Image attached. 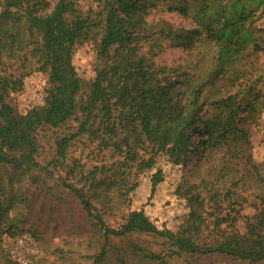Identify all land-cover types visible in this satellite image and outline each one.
Returning <instances> with one entry per match:
<instances>
[{
	"label": "trees",
	"instance_id": "obj_1",
	"mask_svg": "<svg viewBox=\"0 0 264 264\" xmlns=\"http://www.w3.org/2000/svg\"><path fill=\"white\" fill-rule=\"evenodd\" d=\"M209 2L0 0L2 70H10L21 80L37 72L48 78L44 104L24 114L6 96H0V167L21 175L32 169L44 171L38 161V130L59 129L74 121L75 131L56 141L57 159L65 161L71 141L87 136L97 142L100 151H109L113 162L108 167L93 166L86 174L81 172L76 180L80 187L67 181L76 178L74 169L59 180L106 240L109 236L124 239L146 235L163 239L175 256L219 254L248 264H264V196L258 198L253 215L241 216L242 202L234 192L226 191L222 197L229 199L230 211L222 215L221 196L212 185L205 181L187 184L182 196L189 212L186 225L177 233L159 230L143 210L129 211L117 228L106 226L103 218L121 210L137 188L138 175L155 168L161 157L180 166L191 154L203 158L207 151H231L243 146L251 150L247 130L238 124V118L241 105L251 119L255 117L254 100L240 98L239 92L225 96L224 91L212 90L222 79L219 75L226 73L225 65L235 50L203 27L174 28L164 20L149 21L153 12L178 13L195 21L206 12ZM258 30L264 33L260 25ZM204 36L218 49L211 69L205 67L206 54L201 55L200 62L189 59L185 69L157 63L165 43L191 52ZM250 41L248 35L245 43ZM87 43L95 46L98 58L95 77L89 82L79 76L73 64L76 47ZM252 92L253 86L244 90L248 95ZM251 160L249 153L247 163ZM150 181L153 195L163 181L161 171L153 173ZM260 182L264 184V180ZM3 189L0 174V193ZM177 190L181 195V189ZM206 200L213 204V228L209 229L211 235L202 238V227L208 228ZM240 220L243 231L236 227ZM11 228L0 225V235L29 232ZM105 248L97 261L106 259ZM136 250L150 261L157 259L166 264L160 254L139 247Z\"/></svg>",
	"mask_w": 264,
	"mask_h": 264
},
{
	"label": "rangeland",
	"instance_id": "obj_2",
	"mask_svg": "<svg viewBox=\"0 0 264 264\" xmlns=\"http://www.w3.org/2000/svg\"><path fill=\"white\" fill-rule=\"evenodd\" d=\"M263 5L264 0H210L206 12L200 13L195 21L187 20L178 13L151 14L149 21L152 23L164 20L174 28L203 27L210 35L221 36L235 50L225 65L226 73L219 75L222 79L212 90L224 91L225 96L239 92L240 98L254 100L255 117L251 119L249 111L243 112L244 106L241 105L238 118V124L247 130L251 150L248 152L245 146L231 151L213 150L207 151L203 158L191 154L188 161L180 166L171 164L167 158H159L155 168L138 175L137 188L129 194L121 210L104 215L106 226L117 228L129 211L143 210L159 230L180 232L186 225L185 217L189 212L186 198L182 196L185 186L200 185L202 181L219 192L222 215L230 211L229 199L222 197L226 191L234 192V196L242 202L241 216L255 213L258 198L264 196V184L260 182V179L264 180V33L258 30ZM248 35L251 41L245 43ZM217 52V47L205 36L191 52L165 43L157 63L185 69L189 67V59L193 63L200 62L201 55L206 54L205 67L211 69L216 62ZM97 62L94 45L87 43L76 47L73 64L84 81L89 82L95 77ZM232 76L236 80H232ZM47 80L46 74L38 72L21 80L0 66V96H6L11 105L20 113H25L44 104ZM249 86H253L252 95L244 93ZM76 125L71 121L59 129L38 130V161L45 168L44 171L32 169L21 175L19 171L0 167L4 188L0 193V225L4 229L12 227L33 234L40 256L32 264H160L159 260L150 261L139 253L137 247L160 254L166 264H248L219 254L175 256L169 253L170 245L167 246L163 239L146 235L135 234L124 239L109 236L106 240L91 226L79 201L59 180V177L66 178L69 169H74L76 178L67 181L77 184L81 172L86 174L93 166L108 167L113 162L110 152L100 151L97 142L90 141L87 136L72 140L67 159L63 162L58 160L56 141L73 133ZM249 153L252 159L250 164L247 163ZM157 170L161 171L163 181L151 195L150 177ZM178 187L181 195L177 192ZM203 195L207 197L206 192ZM209 205L210 202L206 200L204 211L209 213L206 218L208 228L205 225L202 227V238L211 235L209 229L213 228V204ZM234 207L238 209L237 205ZM236 227L244 230L241 220ZM104 247L107 257L103 262L97 261L96 257ZM0 264H12L1 250Z\"/></svg>",
	"mask_w": 264,
	"mask_h": 264
},
{
	"label": "built area",
	"instance_id": "obj_3",
	"mask_svg": "<svg viewBox=\"0 0 264 264\" xmlns=\"http://www.w3.org/2000/svg\"><path fill=\"white\" fill-rule=\"evenodd\" d=\"M259 25L264 31V10L259 13ZM0 249L15 264H31L40 255L35 237L26 231L0 235Z\"/></svg>",
	"mask_w": 264,
	"mask_h": 264
}]
</instances>
